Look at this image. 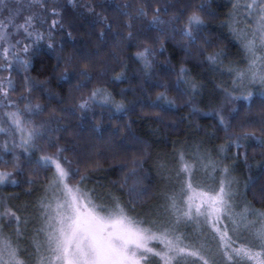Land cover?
I'll return each instance as SVG.
<instances>
[{
  "label": "trees",
  "instance_id": "trees-1",
  "mask_svg": "<svg viewBox=\"0 0 264 264\" xmlns=\"http://www.w3.org/2000/svg\"><path fill=\"white\" fill-rule=\"evenodd\" d=\"M20 2L21 12L16 23H21L31 11H40L38 5L29 8V0ZM43 2L47 9L55 6L62 10L61 22L64 29L54 33L59 42L55 49H48L45 40L40 45L41 50L28 57L30 64L27 69L19 64L13 67L10 75L15 89L11 93L17 97L23 92L25 76L31 77L35 82H43L42 86L34 88L30 94L33 103L39 101L44 105L43 111L27 119L40 123L46 121L55 110L60 119L52 121V125L59 124L60 127L46 133L43 139L37 141L40 147L26 158L22 157L23 171L18 175L19 185H7L3 188L6 193L12 194L10 207L14 211L18 210L20 216H24L27 209L34 215L32 207L35 206V197L42 193L45 195L44 188L52 171L51 168L37 164L39 153H51L57 145H61L65 148L63 155L74 161V168L79 167V171L73 176L75 182L87 170L88 179L81 185L86 186L85 190L117 196L124 206L143 216L147 212H156L158 207L162 209L166 204L165 194L175 191L169 177L173 176V171L178 167V150L183 147L186 153L191 154L199 145L202 151L210 152L215 159L218 146L228 140L224 127L218 126L217 120L208 114V110L223 103V89L231 91L235 73H230L228 69L245 68L248 64L249 56L243 48V41L232 31L233 27L239 26L230 22L234 19L229 14L235 0H147L151 8L161 7L164 19L177 13L180 16L176 21L177 30L190 11L200 12L206 27L198 34L196 43L187 47L186 38L179 35L178 31L175 36L154 30L146 35L138 34L139 21L133 24L132 40L125 38L128 29L123 26V21L127 17L121 14L125 5H128L129 12H134L135 7L145 3V0H75L76 7L68 4L67 0ZM240 2L245 3L246 0ZM199 4H203L204 8L194 9ZM165 6L167 12L163 11ZM185 6L186 10L181 12L180 9ZM8 7H16L15 0ZM88 7H94V12L87 11ZM151 15L150 9L149 16ZM7 16V8L0 10V19ZM56 18L51 14L47 15L49 23ZM248 21L250 24V20ZM109 23L111 28H106ZM47 27L45 25L42 30ZM37 28H40L39 24ZM101 31L105 32L103 37L100 36ZM68 32L72 33L71 39L67 36ZM17 39L22 41L20 47H23L26 41L22 30L19 36L13 37V42ZM145 43L154 51V55L150 56V75L146 74L142 62L134 55ZM161 43L164 45L162 51L159 50ZM216 51L223 55L220 57L221 62L212 65L206 57ZM258 54H264V49ZM69 55L72 56V64L66 63ZM182 64L189 70L187 75L203 87L192 95L190 90L182 94L170 86L167 95L174 100L175 106L171 109L151 106L156 93L164 90L156 86L157 82H174ZM84 65L89 66L92 79L85 87L77 89L75 85L81 77L73 73L72 68ZM66 69L68 77L64 78L62 74ZM117 72L124 73L122 81L115 82L111 79ZM97 84L106 87L116 100L123 101L126 106L131 104L130 110L109 115L108 109L96 106L95 115L89 111L82 118L76 105L80 97ZM184 87L182 84L181 88ZM248 90L254 93L253 97L250 101L235 102L239 111L234 116L228 117L233 104L224 112L229 119L227 132L254 130L256 136H264V132H261V127L264 126V97L256 85H249ZM25 103L26 101L21 100L22 106ZM193 107L200 111L193 112ZM241 145L239 152H247V164L243 156L235 155V146L227 149L228 159L224 160L227 164L235 161L231 176L238 182L235 186L238 188L235 198L237 210L247 206L264 212V167L261 166L264 162V143L249 138L241 140ZM134 158L139 161L135 166L131 164ZM8 159L11 161V157ZM77 160L78 164L75 162ZM161 164L164 168L160 167ZM11 167V163L0 162L2 169ZM132 167H136L137 176L143 179L137 191L129 192V186L135 177H128L127 184L124 180ZM29 178L32 180L31 184L27 183ZM215 178H220L218 172ZM139 188L145 190L139 191ZM183 244L190 245L185 242ZM190 246L194 251L198 250L192 244ZM188 256L197 260V257ZM181 261L183 256L177 257L176 264ZM152 262L161 263L158 257L152 259Z\"/></svg>",
  "mask_w": 264,
  "mask_h": 264
},
{
  "label": "snow or ice",
  "instance_id": "snow-or-ice-1",
  "mask_svg": "<svg viewBox=\"0 0 264 264\" xmlns=\"http://www.w3.org/2000/svg\"><path fill=\"white\" fill-rule=\"evenodd\" d=\"M10 2L12 0H0V10L7 8L8 11V16L0 19V71L6 69L9 73L17 64L27 69L30 64L28 57L39 52L40 45L45 40H47L48 49H55L59 42L54 33L64 29V24L61 22L63 13L57 7L47 9L43 0H29L28 7L34 8L38 5L40 11H31L24 16L21 23H16L21 12V2L15 0L16 7H8ZM67 3L73 7L77 6L75 0H67ZM127 8L128 5H125L121 14L127 17L123 21V26L128 29L125 38L129 41L133 38V24L137 21L140 22L138 34L146 35L154 30L157 33L167 32L175 36L178 31L179 35L186 38V47L196 43L198 34L206 27L200 12L196 10L189 12L177 30L176 21L180 19L177 13L164 19L161 16V7L151 8L147 0L136 6L134 12H129ZM186 8L187 6L180 11H185ZM195 8L203 9L204 5H195ZM150 9L151 16H149ZM241 9H243L242 12ZM167 10L166 6L163 7L164 12ZM87 11L94 12V7H88ZM48 14L57 18L49 23ZM229 15L230 17L243 16L244 19L253 21L251 28H232V31L242 39L243 48L249 59L245 68L228 69L230 73H235L231 91L223 89L225 100L233 104L228 113L230 118L239 111L235 102L250 101L253 97L254 93L248 90L249 85H264V54H258L261 49H264V0H246L245 3L235 0ZM101 19L104 18L101 17ZM230 22L239 24L236 19ZM37 24L40 28H37ZM45 25H48L47 29L42 30ZM111 26L110 23L106 24V28ZM21 30L23 39L26 41L23 47H20L21 40L17 39L13 42V37L19 36ZM104 35L105 32L101 31L100 36ZM67 36L71 39L72 33L68 32ZM59 46L63 47L62 44ZM163 47L161 43L159 50L162 51ZM134 55L142 62L146 74L150 75L152 68L150 56L154 55L153 48L145 43ZM222 55L223 53L219 51L211 52L206 59L215 65L221 62ZM66 63L72 64L71 55L66 58ZM188 71L182 64L174 82L161 84L158 81L156 86L164 90L156 93L151 106L161 109H171L175 106L174 100L167 95V89L170 86L182 94L190 90L192 95H195L203 85L197 84L189 77ZM72 72L81 77L75 85L77 89L85 87L92 79L88 65L73 67ZM101 72L103 73V69ZM62 77H68L67 69ZM124 78L123 72H117L111 79L119 82ZM42 84L43 82L38 83L31 77L25 76L23 92L13 100L8 95L15 89L11 75L0 77V108L13 109L3 113V117L7 118L6 122L0 118V133L13 130L11 140H5L0 144V162L12 165L11 169H0V186L9 184L18 186L20 183L16 176L23 169L21 153H18L17 149H22V154L28 156L40 147L38 140L43 139L46 133H51L60 127L59 124L52 125V121L60 119L55 110L46 121L40 123L27 119L43 111L44 105L39 101L33 103L30 95L34 88ZM182 84L184 88H181ZM261 96L264 97V92ZM18 100L26 101L22 108L18 106ZM189 102H191V96ZM96 106L108 109L109 115L113 112H125L131 108V104L126 106L123 101L116 100L102 84H97L87 94L82 95L76 105L82 118L86 117L89 111L95 115ZM192 111L200 110L193 107ZM208 114L217 120L218 126L224 127L228 140L218 146L215 159L210 152L202 151L199 145L191 154L186 153L183 147L178 150L179 163L175 171L178 190L165 194L166 204L162 209L158 207L156 212L152 213L153 219L128 209L117 196L107 193L96 194L94 190H85L86 186L81 187V185H84L88 179L87 170L77 178L75 184H70V179L76 175L79 167H72L74 161L63 155L65 152L63 146L57 145L51 153L43 152L36 162L42 167L51 168L52 171L45 195L41 197L39 205L42 209L40 231L45 236V243L36 241V250L39 253L41 248H46L48 255L38 256L37 264H151L152 259L157 257L162 264H176L177 257L185 255L197 257L203 264H219V259L225 261V264H237V258L242 264H264V212L247 206L239 211L236 210L238 205L235 196L238 188L235 186L238 182L231 176L235 161L232 164L224 163V160L228 159L227 149L235 146L237 149L235 155L243 156L247 164V152H239L242 147L241 140L255 138L264 143V136H256L254 130H244L239 133L227 132L229 119L224 115L223 103L218 107L210 108ZM96 127L98 128L99 125ZM261 132H264V126L261 127ZM49 146H51L50 139ZM7 155L11 156V161L5 159ZM75 162L79 163L78 160ZM138 163L139 161L135 158L131 161L134 166ZM123 166L120 165V167ZM261 166L264 167V162ZM160 167L164 168V165L161 164ZM198 168L204 170L202 177L196 175ZM217 172L220 174L218 184L215 179ZM128 177H135L132 185L129 186V192L137 191L143 177L137 176L136 167L127 171L125 184ZM205 179H210L212 183L206 184ZM27 183H32L31 178ZM144 190L139 188V191ZM49 192L52 195L49 196ZM2 207L0 219L7 218L9 222L14 219L19 225L21 217L17 214L18 210L14 211L7 204H3ZM193 221L200 226L201 232L205 228L210 230L212 239L218 241L215 250L212 247L200 246L198 250L193 251L190 250V245L181 246L184 237L178 234V229ZM16 231L19 238V227ZM157 240L163 245L162 251L149 246V242ZM241 240L244 242L237 246V242ZM0 264H29L27 260L20 258L19 246L12 243L10 234L6 235L2 227H0Z\"/></svg>",
  "mask_w": 264,
  "mask_h": 264
},
{
  "label": "rangeland",
  "instance_id": "rangeland-1",
  "mask_svg": "<svg viewBox=\"0 0 264 264\" xmlns=\"http://www.w3.org/2000/svg\"><path fill=\"white\" fill-rule=\"evenodd\" d=\"M240 11L242 12V9ZM234 19L238 20L239 24L238 25L233 24V25H237L241 29H243L245 27L251 28V26L253 25L252 20H250V24H248L249 21L244 19L243 16H239L237 18L234 17ZM247 63H248V61H247ZM9 74H10L9 71L6 69L3 71H0V77H7V76H9ZM256 86L259 89V93L264 92V85L256 84ZM8 95L13 100L16 99V97L11 93V91L9 92ZM17 104L19 107H21V108L23 107L21 105V100H18ZM223 104H224V112H226L227 110H229L232 107L231 106L232 103H228L226 100L223 101ZM12 110L13 109L0 108V118H3L6 122L7 118L3 117V113H5L7 111H12ZM5 126H7L6 123H5ZM12 131L13 130L10 129L7 132L0 133V144H2L5 140H9V141L11 140ZM17 139H18V135H17ZM22 151H23L22 149H17V152L21 153V155H20L21 161L23 160L22 157H24V158L27 157L26 155L22 154ZM39 154L41 156L43 153H39ZM7 156L11 157L10 155H7ZM7 156H5V159L9 160ZM40 156H38V157H40ZM0 169H2V168H0ZM209 170H211V169H209ZM175 171L176 170H174L173 172H175ZM209 174H211V171H209ZM18 175L16 176V179H18ZM196 175L198 177H202L204 175V170L202 168H198ZM170 181H171L172 187H175L174 188L175 191L178 190L179 185L176 182L175 173L171 177ZM216 181L218 184L219 179L217 178ZM48 182H49V180H48ZM48 182L45 185L44 191L47 188ZM69 183L70 184L76 183L73 177L70 179ZM205 183L211 184L212 181L210 179H205ZM5 186H7V185H5ZM5 186H0V212L3 211V207H2L3 204H7L8 206H10L9 205L10 199L12 198V194H8L3 190V188ZM48 195L50 196V195H52V193L49 192ZM185 195H187V193H185ZM41 197H43V193L41 195L39 194L35 197V206L32 207L34 215L29 209H27L25 211L24 216H22V215L20 216L19 212H17V214L21 217L19 225H17V222L14 219L11 222H9L7 220V218L0 219V227L3 228V231L6 235L10 234L12 243L14 245H18L20 248V258L27 260L29 262V264H37L38 256H40V255L47 256L48 255L46 248H41L39 253H37V250H36V241H39L41 244L45 243V236H44L43 232L40 231L41 226H42V221L40 218V213H41L42 209L39 206ZM235 198H236V196H235ZM152 213L147 212L146 214L144 213V215L147 216L148 219H153L154 217H153ZM141 216H143V215H141ZM17 227H19V229H20L19 238H17V231H16ZM199 229H200V226L196 223V221H193L191 224H189L187 226L182 225L178 229V234H182V236L184 237L185 243H187V244L189 243L190 245L192 244L193 247L195 246L197 249L200 246H204L205 248L212 247L215 250L218 241L212 239L211 234H210V230L208 228H205L204 231L201 232ZM153 230L155 231L156 229H153ZM234 239H235V237H234ZM243 242H244L243 240L238 241L237 245L239 243H243ZM185 245L186 244H182L181 246H185ZM149 246L153 247L157 251L163 250V245L158 240L149 242ZM190 250L194 251V249L192 247L190 248ZM187 259H189V260H187ZM160 262L162 263V261H160ZM151 264H154V262L151 261ZM179 264H203V262L200 261L198 258H197V260L194 261L193 259H190V257L188 255H185V256H183V261H181V263H179ZM219 264H225V261H223L222 259H219ZM237 264H242V262H240L239 259H237Z\"/></svg>",
  "mask_w": 264,
  "mask_h": 264
}]
</instances>
